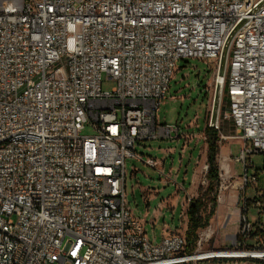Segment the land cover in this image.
<instances>
[{
	"label": "built area",
	"instance_id": "1",
	"mask_svg": "<svg viewBox=\"0 0 264 264\" xmlns=\"http://www.w3.org/2000/svg\"><path fill=\"white\" fill-rule=\"evenodd\" d=\"M189 58L213 71L206 127L242 143L238 232L191 253L185 234L151 242L126 205L127 159L159 165L136 144L182 133L156 114ZM261 174L264 0H0V264H264Z\"/></svg>",
	"mask_w": 264,
	"mask_h": 264
},
{
	"label": "rangeland",
	"instance_id": "2",
	"mask_svg": "<svg viewBox=\"0 0 264 264\" xmlns=\"http://www.w3.org/2000/svg\"><path fill=\"white\" fill-rule=\"evenodd\" d=\"M213 71L209 64L200 59L189 58L180 60L177 63V69L171 79L170 89L163 98L160 108L157 110L156 119L158 123L175 124L180 123L182 127L190 124L191 130L203 129L210 116L211 103L214 95V86L211 85ZM115 86L113 78L107 74L103 75L102 90L110 91ZM225 134L234 135L233 126L225 124ZM94 129L90 124H86L81 131L82 135H93ZM177 139H150L136 144V151L144 158L153 157L156 159H166L165 174L173 180L188 183V177L191 173L190 156L181 148L182 144ZM219 150L222 147L230 146L232 155L235 156L242 143L236 138H221L218 141ZM174 148L170 156H165V150ZM220 156V154H219ZM233 159V157H232ZM254 167L260 168L263 164V156L257 154L253 156ZM233 161V160H232ZM220 162L223 163V157L220 156ZM234 162V161H233ZM127 180H126V205L132 214L139 218L144 224L146 236L151 242H159L161 237L160 219L157 222L151 220L152 210L157 206L162 197L168 196L174 186L168 182L167 177H160L156 168L147 165L143 160L136 158L127 159ZM220 168V166H219ZM224 168V166H223ZM237 176L242 174L241 164H236ZM160 181L165 184H161ZM224 184L227 188L224 191L231 190L232 183L238 184V177L233 178L230 175L224 176ZM207 184V183H206ZM206 184H204L206 186ZM259 188H264V175L261 174ZM150 189V191H149ZM234 189V188H233ZM148 190V191H146ZM255 191L252 186L247 188L246 197H252ZM149 200V204H147ZM180 210L175 215V221L179 220ZM253 209L250 215L253 216ZM171 215L168 214V221L171 222ZM178 223V222H177ZM211 229L208 227L200 230L199 234H204ZM213 229V228H212ZM231 244H228L229 247ZM202 251L205 249L201 248ZM235 261V260H234ZM192 264V263H188ZM198 264V263H197Z\"/></svg>",
	"mask_w": 264,
	"mask_h": 264
},
{
	"label": "crops",
	"instance_id": "3",
	"mask_svg": "<svg viewBox=\"0 0 264 264\" xmlns=\"http://www.w3.org/2000/svg\"><path fill=\"white\" fill-rule=\"evenodd\" d=\"M181 126L180 137L175 140L182 144V149L184 152L189 154L191 161V173L188 177V183L178 182L173 180L171 177L167 179L169 183L174 186V190L168 194L166 197H162L158 202L157 206L152 210L151 220L157 222L159 219L162 221L161 225V237L160 241L164 236L172 233H181L186 235V230L188 228V217L186 215V210L188 208V200L196 198L199 195V188L205 186L208 183L206 166H208V140L206 133V123L203 129H198L197 131L191 130L192 127L188 124L185 128L178 122ZM173 141V139H171ZM175 150L174 148H168L165 150V156H170ZM223 157V163L220 162V156ZM232 152L230 146L222 147L217 155V160L220 166V171L222 172V177L226 175L237 176L236 174V163L232 160ZM159 165L154 167L159 170H166L165 164L166 159H157ZM223 166L226 168H223ZM160 174V173H159ZM162 175L160 174V177ZM161 184H165L160 181ZM207 185V184H206ZM148 191V190H146ZM150 191V189H149ZM238 202V191L236 189H231L228 191H222L220 200H218V205L216 208V213L210 220L211 229L204 234H199L203 236L202 238V249L205 250L225 247L232 243L233 237L236 236L238 232V216L239 208ZM149 204V200H147ZM180 210L179 220L175 221V215ZM168 214L171 215V222L168 221ZM178 222V223H177ZM213 228V229H212ZM200 233V232H199ZM198 264H260L258 262H252L249 260H229V259H205Z\"/></svg>",
	"mask_w": 264,
	"mask_h": 264
},
{
	"label": "trees",
	"instance_id": "4",
	"mask_svg": "<svg viewBox=\"0 0 264 264\" xmlns=\"http://www.w3.org/2000/svg\"><path fill=\"white\" fill-rule=\"evenodd\" d=\"M208 140V171L206 186L199 188V195L192 198L186 210L188 228L186 230L187 252L195 250L199 240V231L208 227L211 218L216 213L218 205V186L220 184L219 152L220 135L215 128L206 127Z\"/></svg>",
	"mask_w": 264,
	"mask_h": 264
},
{
	"label": "bare ground",
	"instance_id": "5",
	"mask_svg": "<svg viewBox=\"0 0 264 264\" xmlns=\"http://www.w3.org/2000/svg\"><path fill=\"white\" fill-rule=\"evenodd\" d=\"M224 168H226V166Z\"/></svg>",
	"mask_w": 264,
	"mask_h": 264
}]
</instances>
